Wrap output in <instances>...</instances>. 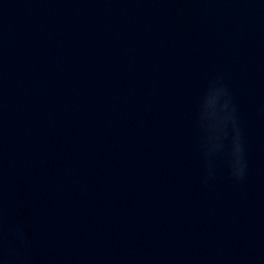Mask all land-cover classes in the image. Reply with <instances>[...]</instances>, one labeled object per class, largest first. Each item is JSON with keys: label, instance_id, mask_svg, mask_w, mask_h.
<instances>
[{"label": "clouds", "instance_id": "9594fccd", "mask_svg": "<svg viewBox=\"0 0 264 264\" xmlns=\"http://www.w3.org/2000/svg\"><path fill=\"white\" fill-rule=\"evenodd\" d=\"M223 103L220 104V101ZM229 100L227 93L222 85H214L210 91L209 97L205 104L206 111L210 112L213 116L216 115L217 105L220 104L219 111L222 113L220 124L227 126L228 124L235 123L232 112L229 109ZM244 172L243 150L240 144L239 134L233 138V151H232V173L236 179H240Z\"/></svg>", "mask_w": 264, "mask_h": 264}]
</instances>
